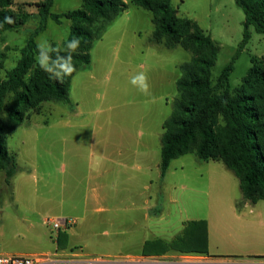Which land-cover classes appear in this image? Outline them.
<instances>
[{
	"label": "rangeland",
	"instance_id": "1",
	"mask_svg": "<svg viewBox=\"0 0 264 264\" xmlns=\"http://www.w3.org/2000/svg\"><path fill=\"white\" fill-rule=\"evenodd\" d=\"M40 1L42 0H15V4H34ZM172 5L180 17L197 22L219 44L220 53L213 69V80L215 82L222 70L237 54L243 40V23L245 21L243 10L236 4L235 0H172ZM81 6L82 0H55L52 12L61 14L78 9ZM26 8L31 14L27 24L18 30L8 31L0 37V53H7L5 69L2 71L3 77H5L7 71L16 66L21 57V49L40 26L43 19L35 4ZM128 13V16L123 15L127 18L120 19L118 17L104 33L101 39L102 42L99 40L100 42L98 41L94 45L92 49L93 63L87 69L90 77L82 82V85L87 83L85 85L86 89L78 90L80 82H75L71 96L77 104L79 99L84 101L85 108L82 107V111L93 109L96 106L104 109V117L109 116V112L114 111L113 117L109 118V124L113 125L114 128L129 127L138 133H146L145 126L147 128L149 126L144 125L141 127L139 125V123L144 122V117L152 122V124H149L150 127L158 129L160 121H165L172 114V104L179 97L176 89L180 77L179 66L189 62L192 55L181 47L169 50L163 46L153 45L150 42L154 31L152 14L134 5L129 7ZM45 25V30L40 31L37 35L36 42L38 43L39 38L43 35L53 46L63 49L64 42L71 31L72 22L64 19L61 24H57L54 20L48 18ZM110 32L114 33L107 37ZM121 42L122 47L119 46L121 51L118 50L117 52V47ZM136 43L145 47L149 52L142 54L137 48L131 49L130 47L135 46ZM253 57H264V34L257 33L252 27L249 43L235 60L234 70L230 77L233 88L241 84L252 66L251 59ZM143 66L146 68L145 71L141 70ZM172 70L174 74L171 73ZM83 71L85 70L80 72ZM130 72L134 76L140 72L147 74L149 85L147 94L141 93L130 83L131 79L127 78L130 76ZM175 72L178 74L176 80H174ZM165 75H169L170 78L173 77L171 81L173 87L161 81ZM95 77L100 78L99 88H96V83H89L93 82ZM97 92L102 97L100 100L95 99ZM167 93H169V96L166 97V103L162 99L157 101ZM76 111H78V106ZM75 112L70 111L61 103H44L40 113L32 114L10 136L9 148L18 154L22 171L19 172L20 174L16 177L14 183L12 182V187L5 185L4 175L0 173V196H12L13 192H16L19 200L18 203H14L7 198L0 197V246L7 241V243L12 241L16 228L25 231L20 220L23 215L37 219L36 213L42 210V202H49V200L55 198L50 195L52 184L53 189L59 195H65V193H68H63L65 180H71L69 184L73 188L78 184L74 180V175L81 177L86 172L84 163L86 160L88 161V153L91 148L90 141L94 129L79 126L72 129L58 130L56 125L47 127L43 124L47 121L54 124L58 121L59 115L69 116L75 114ZM151 131L153 130L151 129ZM161 134L158 135V166L161 164V146L159 142ZM24 149L31 154L34 159L33 163L37 165V167L35 166L37 172L42 175L38 184L34 183V179H26L27 172L33 170L34 166L30 160L23 157L22 151ZM73 163H80V167L73 168ZM179 163L184 165L186 169L183 173L171 177L170 182L172 190L176 189L177 192H184L181 202L185 208H191L195 201L199 200L205 210L207 204L210 203V212L207 211V214L212 222L214 239L212 238V247L209 248L208 246L207 255L211 258L208 261L193 264H248L246 260L250 258L249 256H259L256 258L263 256L264 228H253L247 223H240L235 219L234 214L237 211L233 209V204L237 203L241 196L239 179L235 174L221 162H199L193 155H185L179 158L176 166H180ZM195 163H202L203 165V172L197 176L193 172ZM153 173L159 174V169H153L151 174ZM200 174L203 175V178L200 177ZM21 177L24 178V181H21ZM156 178L154 184H156L155 189L159 194L160 191L167 188L166 183H169V180L167 178L166 182L164 179V182L161 183L159 175ZM195 190H202L203 194H198ZM4 202L7 203L4 204ZM180 205L181 203L176 204L177 207H181ZM160 206L164 210L166 209V198H163V203H160ZM242 206L241 203L236 205L238 209ZM1 211L4 212L1 213ZM174 211H178V209L174 208ZM174 211H171V213L172 216L176 217L177 214ZM246 214L247 217H251L249 209H246ZM202 216H206L204 212ZM39 226L49 232L47 227H43L40 223ZM247 227L250 228V232ZM38 229L36 227L34 231L28 230L27 232L33 234L35 231L38 232ZM251 229L253 230L251 231ZM14 241L17 244L24 242L22 237L18 236L15 237ZM247 243H252V248ZM178 255H180V258L171 257V260H202L201 257L195 255ZM170 264L184 263L171 261Z\"/></svg>",
	"mask_w": 264,
	"mask_h": 264
},
{
	"label": "trees",
	"instance_id": "2",
	"mask_svg": "<svg viewBox=\"0 0 264 264\" xmlns=\"http://www.w3.org/2000/svg\"><path fill=\"white\" fill-rule=\"evenodd\" d=\"M235 2L245 14L244 37L237 54L215 82L213 69L219 44L197 22L180 17L172 0H82L80 8L61 14L52 12L55 0L34 3L42 22L5 77L2 71L7 53H0V173L5 185L12 187L13 179L22 171L18 154L9 148L10 136L32 114L40 113L44 103H61L72 112L77 110L78 104L71 96L74 77L92 66L94 45L134 5L152 14L153 45L169 50L181 47L192 55L189 62L179 66V97L174 100L172 114L163 122L159 137L161 183L172 161L193 155L199 162H221L232 171L240 181L245 202L256 204L264 200V57L251 59L252 66L239 86L233 88L230 82L235 60L251 39V28L264 34V0ZM34 4L16 5L15 0H0V37L24 27L31 17L26 7ZM5 17H11L14 23H5ZM48 18L57 24L64 19L72 22L64 47L69 40H80L78 50L72 54L76 67L72 76L56 79L36 64V37L45 30ZM185 224L169 247L183 253L208 254L207 221ZM67 237L61 230L58 242Z\"/></svg>",
	"mask_w": 264,
	"mask_h": 264
},
{
	"label": "crops",
	"instance_id": "3",
	"mask_svg": "<svg viewBox=\"0 0 264 264\" xmlns=\"http://www.w3.org/2000/svg\"><path fill=\"white\" fill-rule=\"evenodd\" d=\"M128 11L129 9L122 13L119 16L120 19L127 18L123 15L129 14ZM113 33L110 32L107 37ZM100 41L102 42V40ZM120 45L122 47V42L119 43L117 52L118 50L121 51ZM135 46L132 45L130 48H137L142 54L149 52L145 47L139 46L138 43ZM121 69L123 68L121 67ZM141 70L145 71L146 68L143 66ZM171 73L174 74V71L172 70ZM129 74L130 76L127 78L130 80L134 75L132 72ZM76 75L73 84L80 82L78 90L86 89L87 83L82 85V82L90 77L87 70L78 72ZM177 77L178 74L175 72L174 80ZM172 79L173 77L170 78L169 75H165L161 81L173 87ZM93 80L89 83H96V88H99L100 78L95 77ZM167 96L169 93L157 101L162 99L166 103ZM101 98L97 92L95 99L100 100ZM84 105V101L79 99L78 111L75 114L59 115L58 121L54 124L51 121L43 122V124L47 127L56 125L58 130L79 126L94 129L90 141L91 148L88 153V161L86 160L84 163L86 172L81 177L74 175V180L78 184L73 188L69 184L71 180H65L63 193L68 192L65 195H59L53 189L52 184L50 195L55 198L49 202H42V210L36 213L37 219L28 215H23L20 218L25 231L16 228L12 241L9 243L7 241V244L3 243L4 245L0 246V254L49 255L58 252L69 255L74 252L82 259L78 264H170L171 261L193 264L210 260L211 257L207 254L182 253L169 247V244L183 231L184 224L188 221L208 222L209 248L213 245L214 237L212 222L207 214V211L210 212V203L204 210L202 202L196 200L193 206L187 209L181 202L184 192H177L175 188V190L171 188L170 178L183 173L186 169L180 163V166H176L178 159L170 164V169L165 178L166 182L167 178L169 180V183H166L167 188L160 191L159 194L156 192V184L154 183L157 175L161 181L160 165L158 166L157 160L158 135L163 132L164 121H160L158 129H153L149 125L152 122L144 117V122L139 123V125L141 127L148 125L150 129L145 126L146 133H138L133 128H114L113 125L109 124V118L113 117L114 111L109 112L110 115L104 117V109L95 106L93 109L82 111V107L85 108ZM29 126L31 127V125ZM22 152L23 157L30 160L34 166L33 170L27 172L26 179H34V183L38 184L42 175L37 172V168H35L37 165L33 163L34 159L29 152H26L25 149ZM77 167H80V163H73V168L76 169ZM155 168L156 170L159 169V174H151ZM180 170L181 172H179ZM193 172L196 176L203 172L202 163H195ZM16 177L13 179V183ZM200 177L203 178V175L200 174ZM21 178V181H24V178ZM239 188L241 191L240 181ZM195 192L203 194L202 190H195ZM206 193L208 194V192ZM16 194L13 192L12 196L0 197L18 203ZM161 195L166 198L165 210L160 206V203H163ZM238 200L243 206L238 209L236 205L239 203L233 204V209L237 211L234 214L235 219L240 223H247L250 227L263 229L264 200L251 205L243 200L242 191ZM178 203H181V207L176 206ZM174 208H177L178 211H174ZM246 209H249L251 217H247ZM181 210L183 211L181 212ZM171 211L176 212L177 216H172ZM203 212L206 216H202ZM53 219L71 222L70 226L64 229L68 237L60 243L58 242L59 232H54L49 225V220ZM39 223L43 227H47L49 232L41 228ZM36 227L39 228L38 232L35 231L33 234L27 232L28 230L34 231ZM247 228L250 232V228ZM16 236L22 237L24 242L22 244L15 243ZM247 244L252 248V243ZM178 254L182 256L195 255L201 257L202 260H171V257L180 258ZM249 257L246 260L248 264H264V254L260 258H256L259 256Z\"/></svg>",
	"mask_w": 264,
	"mask_h": 264
},
{
	"label": "clouds",
	"instance_id": "4",
	"mask_svg": "<svg viewBox=\"0 0 264 264\" xmlns=\"http://www.w3.org/2000/svg\"><path fill=\"white\" fill-rule=\"evenodd\" d=\"M4 22L12 24L14 20L11 17H5ZM79 46L80 40L72 39L67 41L65 47L61 49L58 46H53L42 35L37 43L36 64L40 69L56 79H62L64 76H72L76 71L72 54L78 50ZM61 52H64V55H61ZM130 83L141 93L147 94L149 91L148 77L144 72L133 76Z\"/></svg>",
	"mask_w": 264,
	"mask_h": 264
},
{
	"label": "built area",
	"instance_id": "5",
	"mask_svg": "<svg viewBox=\"0 0 264 264\" xmlns=\"http://www.w3.org/2000/svg\"><path fill=\"white\" fill-rule=\"evenodd\" d=\"M68 220L53 219L49 220L51 229L58 233L70 226ZM82 259L74 252L66 255L53 253L49 255H5L0 254V264H78Z\"/></svg>",
	"mask_w": 264,
	"mask_h": 264
}]
</instances>
